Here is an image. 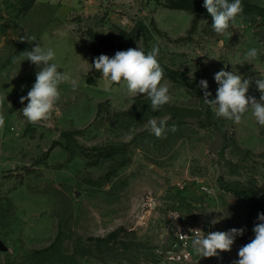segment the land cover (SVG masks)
Here are the masks:
<instances>
[{
  "label": "rangeland",
  "instance_id": "obj_1",
  "mask_svg": "<svg viewBox=\"0 0 264 264\" xmlns=\"http://www.w3.org/2000/svg\"><path fill=\"white\" fill-rule=\"evenodd\" d=\"M241 2L264 7V0ZM23 5L0 8V264H232L264 213V126L251 110L239 124L217 117L193 87L167 77L161 83L171 100L157 112L146 95L131 96L102 77L89 85L88 31L118 39L135 29L123 43L145 53L157 46L159 63L206 80L210 99L221 69L251 78L247 95L259 99L264 17L241 13L225 35L203 17L182 41L193 14L168 8L167 0H37L26 12ZM29 36L54 49L60 71L77 81L75 90L60 85L55 111L38 124L21 112L27 101L20 98L40 70L21 55L34 46L22 39ZM251 48L258 56L248 61ZM153 117L167 121L162 138L150 131ZM76 130L68 149L62 133ZM218 132L223 145L213 154ZM55 141L61 145L50 151ZM182 227L189 237V229L245 231L219 257L201 258L191 248L190 262L167 261L182 247ZM118 230L107 242L95 240Z\"/></svg>",
  "mask_w": 264,
  "mask_h": 264
},
{
  "label": "clouds",
  "instance_id": "obj_2",
  "mask_svg": "<svg viewBox=\"0 0 264 264\" xmlns=\"http://www.w3.org/2000/svg\"><path fill=\"white\" fill-rule=\"evenodd\" d=\"M203 6L210 15L213 31L218 35H225L230 27L236 25L237 17L242 13L241 0H204ZM34 44L31 50L21 53L25 60L36 65L40 70L28 91L27 96L20 98L21 104L27 101L21 112L29 123L38 124L51 118L60 99V85L70 82L73 90L77 81L70 74L60 71L56 60V52L51 47L44 48L35 36L23 37ZM159 48L153 46L145 53L142 48H129L117 51L113 57L101 54L94 59L91 65L101 73L104 80L111 84L121 85L131 96L146 95L150 99V107L157 112L163 105L171 100L169 88L162 84L164 70L158 61ZM258 50L251 48L246 53L248 61L256 59ZM218 85L214 99L208 89V82L201 79L199 86L203 90V100L217 117L231 120L236 124L241 123L244 115L251 110V115L260 126H264V74H260L254 83L260 92L259 99L247 95L251 78H245L237 72L219 70L214 74ZM5 124V117L0 113V128ZM165 119L151 118L148 121L150 131L156 138L165 136ZM176 126L171 127L175 132ZM258 223L252 229L254 238L238 250V259L232 264H264V213L258 214ZM212 223H216L213 221ZM192 233L191 246L201 258L219 257L221 252L231 251L237 236H242L245 229L232 228L228 231H215L205 234L199 229H189Z\"/></svg>",
  "mask_w": 264,
  "mask_h": 264
},
{
  "label": "trees",
  "instance_id": "obj_3",
  "mask_svg": "<svg viewBox=\"0 0 264 264\" xmlns=\"http://www.w3.org/2000/svg\"><path fill=\"white\" fill-rule=\"evenodd\" d=\"M20 1L24 3L22 11L26 12L27 10H30L33 7V5L37 0H20ZM203 4H204V0H167L168 8L185 10L193 14L192 25L188 32V36L181 38L180 40L183 41L189 39V37H191L190 35L197 28L200 20L203 17H210ZM242 7H243V11H242L243 14H255L264 17V7L262 6L249 4V3H242ZM141 28L144 29L143 26ZM120 33H121L120 37L116 39L117 35L115 33H102V32L89 30L88 36L90 38L91 48L94 53V59L99 55H101L104 50H109L116 53L117 51H124L129 49L130 47L127 44L123 43L122 39L132 37L131 35L137 33V30L136 32L135 29L132 32H126L121 30ZM160 65L164 70V77L169 78L172 82L176 84L193 87L202 97L203 100V90L199 86L200 79L191 77L184 71L169 68L162 63H160ZM100 77H102L101 73L93 68V71L91 72L90 76L87 77L86 81L89 85H95L97 79ZM207 90L209 91V89ZM103 105L104 103H100L98 105L96 117H98L99 114L101 113ZM205 105L208 106L207 104ZM78 132L79 131L76 130V131H64L62 133V138H64L67 142L66 148L69 149L70 137ZM57 145H61V143L59 141H55L51 146L50 151L53 150ZM119 232H120L119 230L114 231L109 235H107L106 237H98L95 240L100 243L107 242L110 239L118 237Z\"/></svg>",
  "mask_w": 264,
  "mask_h": 264
},
{
  "label": "built area",
  "instance_id": "obj_4",
  "mask_svg": "<svg viewBox=\"0 0 264 264\" xmlns=\"http://www.w3.org/2000/svg\"><path fill=\"white\" fill-rule=\"evenodd\" d=\"M200 230V229H199ZM178 238L181 242V248L178 250H173L169 252L166 256L167 261L176 262V263H187L192 260L191 253V239L185 227H182L178 232Z\"/></svg>",
  "mask_w": 264,
  "mask_h": 264
},
{
  "label": "water",
  "instance_id": "obj_5",
  "mask_svg": "<svg viewBox=\"0 0 264 264\" xmlns=\"http://www.w3.org/2000/svg\"><path fill=\"white\" fill-rule=\"evenodd\" d=\"M222 145H223V136L221 133L218 132L216 133L214 142L209 146V150L213 154H217L220 148L222 147Z\"/></svg>",
  "mask_w": 264,
  "mask_h": 264
},
{
  "label": "crops",
  "instance_id": "obj_6",
  "mask_svg": "<svg viewBox=\"0 0 264 264\" xmlns=\"http://www.w3.org/2000/svg\"><path fill=\"white\" fill-rule=\"evenodd\" d=\"M9 1H12V0H0V8L5 6Z\"/></svg>",
  "mask_w": 264,
  "mask_h": 264
}]
</instances>
